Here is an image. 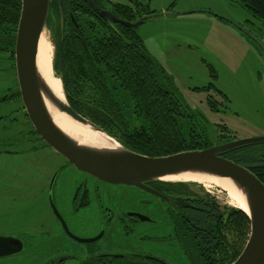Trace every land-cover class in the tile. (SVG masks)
<instances>
[{
  "label": "rangeland",
  "instance_id": "1",
  "mask_svg": "<svg viewBox=\"0 0 264 264\" xmlns=\"http://www.w3.org/2000/svg\"><path fill=\"white\" fill-rule=\"evenodd\" d=\"M109 1L130 4L129 0ZM150 8L158 15L139 25L138 33L149 54L171 76L183 104L206 124L212 143L264 136V51L239 27L257 33L262 21L237 0H151ZM45 33L52 43L49 27ZM52 45L55 56V44ZM0 54L7 56L6 53ZM0 61L1 89L11 92L17 83L18 91L13 57L0 56ZM210 83L222 92L216 91L213 85L208 87ZM6 106L7 119L15 118L7 132L20 140V145L17 143L15 148L22 150L27 146L25 150H35L19 155L0 153V233H28L32 240L37 236L39 239L45 228L51 229L50 220L54 218L49 193L39 187L41 174L46 172L47 181L68 161L40 139V135L34 136L36 130L18 93L17 102ZM69 173V168L61 171L55 180L56 189L61 188L63 176ZM188 183H191L188 184L190 193L209 195L221 209L227 211L236 207L229 202L221 187H209L196 180ZM97 222L96 225L90 223L86 232L96 231L100 225ZM147 224L144 227L148 232L156 235L168 234L174 228L170 219L164 225ZM115 229L117 237L123 238V229ZM139 237L128 239L133 248H44L45 244L43 248H25L17 254V264H43L62 255L73 257L58 264H80L95 253L126 251L154 253L164 256L172 264H189L181 248H170L165 242Z\"/></svg>",
  "mask_w": 264,
  "mask_h": 264
},
{
  "label": "trees",
  "instance_id": "2",
  "mask_svg": "<svg viewBox=\"0 0 264 264\" xmlns=\"http://www.w3.org/2000/svg\"><path fill=\"white\" fill-rule=\"evenodd\" d=\"M95 1L101 8L131 21L144 14L158 15L150 8L151 0H129L130 4ZM237 1L262 21L255 34L264 41V0ZM21 8L22 0H0V53L13 58ZM47 27L56 35L53 66L62 79L67 100L124 145L158 156L214 144L206 124L183 104L171 76L149 54L137 27L118 23L120 35L87 0H63V18L60 1L52 0ZM211 85L215 88L212 83L208 87ZM259 146L264 144L245 146L241 150L247 154L241 157L230 156L229 151L224 155L249 167L264 182V164L257 165L260 154L254 150ZM188 184L191 183L151 182L160 191L176 193L186 205L181 215L173 218L183 255L189 264H231L248 240L250 217L239 207L221 209L209 195L190 193ZM124 257L169 264L144 254ZM87 260L104 262L114 258Z\"/></svg>",
  "mask_w": 264,
  "mask_h": 264
},
{
  "label": "water",
  "instance_id": "3",
  "mask_svg": "<svg viewBox=\"0 0 264 264\" xmlns=\"http://www.w3.org/2000/svg\"><path fill=\"white\" fill-rule=\"evenodd\" d=\"M51 1L22 0L15 43L17 78L22 102L38 134L56 152L64 156L82 172L105 182L137 186L167 200H170V198L151 187V182H188L165 179L167 176L187 172L230 178L244 195L248 210L240 208L248 214L251 220L248 240L239 256L231 264H264V182L249 167L224 155L226 152L240 147L264 143V136L239 138L213 144L202 149L182 150L158 156L147 155L130 149L118 138L76 111L67 100L66 94L64 100L59 98L40 73L37 66V55L40 39L47 28ZM59 1L63 18V0ZM87 1L98 14L108 20L110 26L120 35L121 32L117 27L118 23L128 27H138L151 16L150 14H144L136 21H131L115 15L107 8H101L95 0ZM239 27L256 41L264 51V41L259 36L244 26ZM49 105L59 112L65 113L76 122L104 133L117 146L114 148H96L82 145L55 123ZM58 171L59 169L54 174L52 183ZM50 204L54 213L61 219L66 231L72 237L80 242H90L98 238H83L72 234L52 198H50ZM143 219L149 220V217ZM9 241H15L14 244L16 245H19L20 242L15 237L0 236V245ZM22 249L17 248V252ZM11 251L16 250L0 248V256L11 253ZM121 255L113 254V257ZM69 258H72V256L65 255L54 258L45 264H55Z\"/></svg>",
  "mask_w": 264,
  "mask_h": 264
},
{
  "label": "flooded vegetation",
  "instance_id": "4",
  "mask_svg": "<svg viewBox=\"0 0 264 264\" xmlns=\"http://www.w3.org/2000/svg\"><path fill=\"white\" fill-rule=\"evenodd\" d=\"M49 31L52 34V43L55 44L56 35L50 28ZM10 56L11 54H8L7 56H3V58H8ZM13 62L16 66L15 49ZM0 90V109L2 112L0 115V153L19 155L34 152L35 149L33 148H30V150H25L27 146L22 149L23 151L17 150L15 146L19 144V138L17 139L15 135H10L9 132H7L8 127L14 124L15 118L7 119V117H9V114H5V109H7L8 107L6 105L10 104L11 102H17V93L19 94V97H21L20 87L17 91L16 83L15 88L12 89L11 92H3L1 87ZM33 134L34 136L39 135L37 131ZM40 139L44 140L41 136ZM257 144L261 145L264 143ZM47 145L50 146L49 144ZM259 147L254 150L256 153L260 154V162H257V165H262L264 164V162L261 161V159L264 158V146L260 148ZM242 148L247 147H241L239 149L231 150L229 151L228 155L236 158L237 156H244L245 154H247V152L245 149L241 150ZM69 164H71L72 166H69ZM66 168L70 169V173L63 176L61 181V188L56 189L55 180L59 176L61 171ZM58 169L59 171L55 177L54 182L52 183L54 174ZM58 169L54 172V174H52L51 177H48L47 181H45V178L47 176L46 172L43 171L41 174L39 187L41 188V190H46L47 193H49V203L50 198H52L62 219L64 220L65 224L72 234L83 238H98L90 242H80L79 240L75 239L66 231L61 219L54 213L51 207L52 212L54 213V218L50 220L51 229L45 228L43 234L39 236V239L37 236L32 240L30 237H28V233H0V236H11L17 238V240L20 241L19 245L14 244L15 241H9L0 245V248H11L12 250H16L13 252L11 251V253H7L4 256H0V264H17V254L21 253L25 248H43L44 244V248H133L131 244H128V239L131 236H136L137 238L140 236V239L149 241L152 240L153 242H165L168 244V246H171L170 248H181V238L176 231V227H174L175 220L173 218L181 215V212L186 209V205H183L180 202L176 193H172L169 190L161 191L163 194L170 198V200H167L137 186L105 182L88 173L82 172L81 170L73 166V164L69 161L68 164L65 163ZM42 180H44L45 183H43ZM150 186L155 188L151 185V183ZM144 217H149V220L143 219ZM91 218L96 219L91 220ZM168 219L171 220L174 227L168 234H151L148 232L147 227H144L148 225L147 223L164 225V223L167 222ZM97 220L100 224L99 228L96 231L94 230L91 232H86V229H89L88 225H90V223H93L94 225L98 224ZM115 227H121L123 229V238L117 237L118 233ZM81 230L84 231V233H82ZM30 236L32 237V235ZM49 240H52L50 241V244L47 243V241ZM73 243H77L79 246H75ZM17 248L23 249L20 252H17ZM25 252H28V250L26 249ZM113 254L122 255L113 257ZM128 254L142 255V253L140 252L131 251L105 254L95 253L90 255L88 258L110 256L114 258V260H106L104 262H88L86 258L85 260L81 261L80 264H150V262L145 261H138L133 259L129 260V258L124 257ZM144 255L167 261L164 256L154 253ZM52 259L54 258H51L46 262ZM46 262H43V264H45ZM61 262L62 261L55 264ZM168 263L172 264L170 262Z\"/></svg>",
  "mask_w": 264,
  "mask_h": 264
},
{
  "label": "bare ground",
  "instance_id": "5",
  "mask_svg": "<svg viewBox=\"0 0 264 264\" xmlns=\"http://www.w3.org/2000/svg\"><path fill=\"white\" fill-rule=\"evenodd\" d=\"M53 51V45L49 40L48 35L43 33L39 42L37 66L40 73L46 79L53 91L57 94V96H59V98L64 100L65 93L62 80L56 77L52 69V60L54 56ZM49 108L55 123L75 140L79 141L82 145H88L96 148H114L117 146L113 140L107 137L104 133L96 131L88 125L85 126L79 122H76L65 113L59 112L50 105ZM165 179L173 181L196 180L209 187L219 186L225 190L228 200L231 204L236 207H241L245 210H248L244 195L237 189L234 182L228 177L187 172L180 175L167 176Z\"/></svg>",
  "mask_w": 264,
  "mask_h": 264
}]
</instances>
